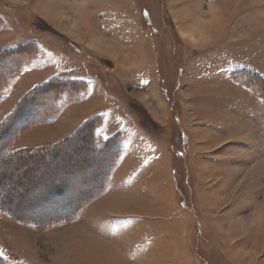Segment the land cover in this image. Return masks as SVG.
I'll return each instance as SVG.
<instances>
[{
    "label": "rangeland",
    "instance_id": "374dc122",
    "mask_svg": "<svg viewBox=\"0 0 264 264\" xmlns=\"http://www.w3.org/2000/svg\"><path fill=\"white\" fill-rule=\"evenodd\" d=\"M55 2L61 13L54 8L50 22L39 18L34 8L15 9L12 2L0 0L16 14L9 23L10 42L30 50L23 55L36 57V41L54 43L58 52L71 54L74 64L102 85L103 107L129 114L145 134L169 150V157L174 155L173 173L163 191L150 195L161 201L147 209L154 210L152 219L172 231L176 246L171 242L170 253L161 248L148 262H134L120 241L112 246L82 229V211L89 212L90 205L97 214V200L105 195L120 145L113 144L114 158L99 161L95 149L104 148L93 145L95 122L91 129L70 133L71 120L55 127L58 131L49 141L61 139L52 145L17 149L47 137L50 132L42 127L58 118L67 101L76 105L80 94L68 97L69 86L68 96L57 97L65 87L52 80L34 97L39 85L11 97L16 81L10 83V78L22 55L1 50L0 150H5L0 151V264H264V0H137L144 25L158 31L155 58L158 84L164 88L155 98L153 91L130 88L123 73L130 65L114 58L116 47L110 44L115 49L108 53L99 50L95 43L102 38L86 5L41 1L44 9L49 7L45 10ZM75 3L82 6L81 12L84 8L90 31L78 24L75 28L84 17L79 10L73 14ZM3 26L0 20V30ZM91 32L99 39L91 38ZM107 80L118 90L109 89ZM82 117L79 113L77 118ZM168 195L178 203L176 216L169 214ZM255 238L260 239V249L253 254Z\"/></svg>",
    "mask_w": 264,
    "mask_h": 264
},
{
    "label": "crops",
    "instance_id": "0c3cea01",
    "mask_svg": "<svg viewBox=\"0 0 264 264\" xmlns=\"http://www.w3.org/2000/svg\"><path fill=\"white\" fill-rule=\"evenodd\" d=\"M3 1L12 2L13 6L11 8L15 9L26 6L30 9L34 8L33 11L38 14L39 18L47 17V19H50V22L54 8L59 10V14L61 13L57 2L54 3L55 7L50 3V7L53 9L51 8V11H49L45 10L48 8L44 9L45 6L41 3L42 0H34L35 3L33 0H21L22 3L15 0ZM116 1L118 3L110 0H75L77 3L81 2L86 5L85 12L93 19L91 20L93 26H97V30L95 31H98L97 33L102 39H99L95 35V31V34H92V32L87 34L91 38L94 37L101 40L95 43L99 50L108 53L115 49L110 48V44H112L118 50V54L114 58L119 59L122 57L130 65L129 68L123 71L127 75V82L130 88L138 92L153 91L152 95L154 96L152 98H155L157 97L156 92L159 94L160 89L164 88L163 85L159 87L158 84L161 79L158 61L155 58L158 35L150 32L147 26L144 25V20L137 6V0ZM61 3L59 4L62 6ZM9 4L11 3L7 5ZM75 6L77 11L73 9V14L77 15L79 10L81 15L84 16L80 21L75 22V28L80 25L81 30L86 29L90 31L91 25L86 23V14L83 13L84 8L81 12L82 6L76 3ZM41 13H43V16H41ZM14 17H16V14L13 9L10 10V7L0 5V20L4 23L3 29L0 30V37L3 39V42L0 44V51L19 48L18 44L10 42L12 35L9 23ZM32 44H35L33 47H35L36 57L26 54L21 62L20 71L10 78V83H12V80L16 81L13 84L12 93L11 84L9 86L11 97L19 96L18 90L22 91V95L38 85L52 80H59L67 84L68 87L71 86V93L69 96H66L70 97L73 95L74 97V95L80 94V99L74 102L76 105H72V102L67 101L69 104L65 105V109L59 112L58 118L50 120L47 126L44 125L42 127L41 131L46 130L50 132L47 137L39 138L41 140L32 139L29 144H20L16 148L31 149L44 145H52V143L61 139V137H58L55 140L49 141V139H54L52 132L58 131L55 130V127L66 124L67 121L72 120L73 122L72 125H68V127L72 126L71 131H68L70 133L76 132V130L79 132L89 122L92 121L88 125L95 122V127L92 130L93 145L101 149L118 142L120 153L116 168L113 169L107 183L105 195L99 197L97 200L99 202V208L96 210L97 214L91 213L92 209L90 205L88 207L89 212L84 211L85 209L82 211L84 214L82 229L89 231L98 238L110 241L109 243L112 246H116L120 241L124 245L125 254L127 251L129 259L134 260V262L135 260L137 262H148L150 254L158 249L161 250V248H165L167 253H170L169 244L172 242V245L174 243L176 246V242H174L175 240L171 236L172 231L167 229L164 224L161 225L160 222L152 219L150 216L154 215L153 213L155 212L152 208V211L147 209V205L157 206V203L161 201L159 200L160 196L158 198H153L154 196L151 198L150 195L155 192L154 195L156 196L157 193L162 192L168 175L173 173V169L170 168L171 165L173 167V159L171 158L172 156L169 157L168 155L169 150H166L155 138H151L145 134L142 127L129 114L114 106L109 108L103 107L105 101H100L101 99L99 98L100 94H102V85L96 77L94 78L89 74L83 73V70L74 64V58H72L71 54L65 55L58 52L57 46L53 45L54 43H50V46L47 43L39 41ZM103 45H106L108 48H104ZM101 54L104 55L103 53ZM30 57L32 58L30 59ZM62 59H65L67 63L60 65L59 61ZM166 82L168 81H165L164 84ZM76 85H79V88H81L79 90L73 88ZM107 85L113 91L114 89L118 90L110 80H107ZM180 90H182L181 87ZM110 95L108 93L107 96L110 97ZM100 108L106 109L100 111ZM79 113L83 117L78 119ZM63 118V122L58 124ZM45 139L47 141L41 144L34 143ZM106 197L108 198L105 199ZM166 198L168 199L169 214L172 215L173 213L176 216L175 205L178 203L176 201L175 203L170 195ZM102 199L105 200L102 201ZM119 213L122 214L119 215ZM165 228L168 230V233ZM255 239L256 242L251 246L253 254L260 249V239ZM177 240H179V237H177ZM248 252L247 256L250 255ZM241 257H245V255Z\"/></svg>",
    "mask_w": 264,
    "mask_h": 264
},
{
    "label": "trees",
    "instance_id": "16d2710c",
    "mask_svg": "<svg viewBox=\"0 0 264 264\" xmlns=\"http://www.w3.org/2000/svg\"><path fill=\"white\" fill-rule=\"evenodd\" d=\"M30 50H28V52H29ZM10 52V54L12 53V52H14V53H17L19 56H21L22 55V57L19 59L20 60V62H18L19 63V65H18V67H14V68H17V72H18V70H19V68H20V65H21V62L23 61V59H24V56L26 55H23L24 53H28L27 51H24V50H22V48H17V49H14V50H10L9 51ZM9 54V53H8ZM21 54V55H20ZM13 60V59H12ZM17 65V64H16ZM10 70V69H9ZM11 71V70H10ZM9 71V72H10ZM16 72V71H15ZM8 74V73H7ZM14 74V73H13ZM54 82L53 81H49V82H46V83H44L43 85H39L38 87H36L35 88V92L33 93V94H31L33 97L34 96H36L37 95V93H39L40 91H42L44 88H46V87H49L50 85H52ZM61 87H65V89H63V88H60V91H59V94H57L58 96L57 97H59V95H60V97L63 95V97H66V95H67V88H68V85L67 84H65V83H62L61 82ZM76 87V86H75ZM77 88V87H76ZM78 88H79V86H78ZM30 95V96H31ZM31 96V97H32ZM90 126H92V124L91 125H86L84 128H86L87 129V127H90ZM83 128V129H84ZM90 129H91V127H90ZM91 132V131H90ZM78 133V132H77ZM92 135V134H91ZM87 136L89 137L90 136V133H89V135L87 134ZM91 137V136H90ZM56 147H57V145H56ZM113 148V145H109V146H107V147H105L104 149H102V150H100V151H97L96 149H95V151H96V154H98V156L99 157H101L100 159H98L99 161H101V160H107V159H111V158H114L115 157V152H114V150L112 149ZM4 150H5V147H3L0 151L2 152V153H4ZM174 156V155H173ZM173 156H172V159H173ZM174 162V161H173ZM99 165V164H98ZM4 197V196H3ZM75 211H76V209H74ZM59 212V211H58ZM57 212V213H58ZM61 213V212H60ZM62 213H64V212H62ZM50 215H52V214H50ZM49 215V216H50ZM20 222H22V221H20ZM52 222H55V220H52L51 221V223ZM28 223H31V222H28ZM33 224H37V223H34V222H32ZM43 223H46V222H43ZM54 224V223H53ZM49 225H51V224H49ZM45 228H47V226H45ZM49 228H50V226H49Z\"/></svg>",
    "mask_w": 264,
    "mask_h": 264
},
{
    "label": "bare ground",
    "instance_id": "6f19581e",
    "mask_svg": "<svg viewBox=\"0 0 264 264\" xmlns=\"http://www.w3.org/2000/svg\"><path fill=\"white\" fill-rule=\"evenodd\" d=\"M47 8H49L48 6H47ZM51 8L52 7H50V9H49V11H51ZM53 9V8H52ZM41 16H43V13H41ZM104 46V48H108L106 45H103ZM88 241L90 240V239H88L89 237H87V236H85V235H83ZM91 236V235H90ZM97 237V236H96ZM88 241H86V243H88V245H89V242ZM89 253V252H88ZM104 253H106V252H103V254ZM111 258H115V257H111Z\"/></svg>",
    "mask_w": 264,
    "mask_h": 264
}]
</instances>
